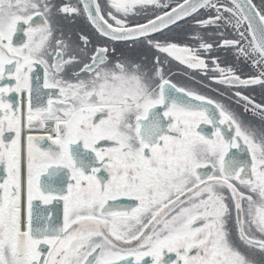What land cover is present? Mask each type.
Segmentation results:
<instances>
[{"label":"snow or ice","instance_id":"6c2138e0","mask_svg":"<svg viewBox=\"0 0 264 264\" xmlns=\"http://www.w3.org/2000/svg\"><path fill=\"white\" fill-rule=\"evenodd\" d=\"M0 264H264V0H0Z\"/></svg>","mask_w":264,"mask_h":264},{"label":"flooded vegetation","instance_id":"af4514ba","mask_svg":"<svg viewBox=\"0 0 264 264\" xmlns=\"http://www.w3.org/2000/svg\"><path fill=\"white\" fill-rule=\"evenodd\" d=\"M182 67V66H181ZM174 71H178V69H174Z\"/></svg>","mask_w":264,"mask_h":264},{"label":"trees","instance_id":"16d2710c","mask_svg":"<svg viewBox=\"0 0 264 264\" xmlns=\"http://www.w3.org/2000/svg\"><path fill=\"white\" fill-rule=\"evenodd\" d=\"M181 67V66H180Z\"/></svg>","mask_w":264,"mask_h":264}]
</instances>
